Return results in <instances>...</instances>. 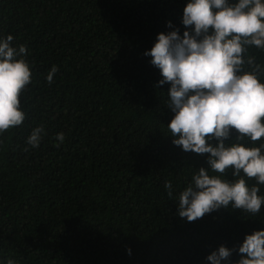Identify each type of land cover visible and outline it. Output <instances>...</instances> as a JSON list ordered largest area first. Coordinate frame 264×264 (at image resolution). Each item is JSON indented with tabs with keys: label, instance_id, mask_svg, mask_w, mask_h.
I'll return each instance as SVG.
<instances>
[{
	"label": "trees",
	"instance_id": "obj_1",
	"mask_svg": "<svg viewBox=\"0 0 264 264\" xmlns=\"http://www.w3.org/2000/svg\"><path fill=\"white\" fill-rule=\"evenodd\" d=\"M185 4L0 0V36L26 47L32 72L19 97L26 119L0 136V264H208L220 245L234 248L264 229V205L255 216L231 206L191 222L177 215L179 193L208 167V154L172 143L170 85L157 86L160 72L143 53L157 33L182 34ZM247 55L264 66V50L250 46ZM37 126L46 134L31 148ZM231 173L209 170L237 179Z\"/></svg>",
	"mask_w": 264,
	"mask_h": 264
},
{
	"label": "clouds",
	"instance_id": "obj_2",
	"mask_svg": "<svg viewBox=\"0 0 264 264\" xmlns=\"http://www.w3.org/2000/svg\"><path fill=\"white\" fill-rule=\"evenodd\" d=\"M181 24L182 34L168 21L173 30L157 33L153 46L143 53L160 72L157 86L170 85L166 106L174 115L166 129L172 143L185 152L208 154V167L199 168L179 193L177 215L191 222L229 206L260 215L264 142L259 146L246 142L264 137V66L247 52L250 46L264 50V0H186ZM13 39L11 34L0 36V136L26 119L19 97L32 77L24 58L27 49L13 46ZM58 71L53 65L47 73L49 85ZM232 130L238 134L226 143ZM45 134L43 126L33 128L26 145L39 147ZM55 140L60 147L65 134L57 133ZM227 169L237 179L209 174V170L224 174ZM241 173L255 178L256 185L249 187ZM164 187L172 196V183ZM127 251L131 254V249ZM234 252L239 259L233 262ZM206 261L264 264V229L245 235L234 248L220 245Z\"/></svg>",
	"mask_w": 264,
	"mask_h": 264
}]
</instances>
